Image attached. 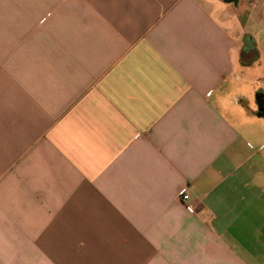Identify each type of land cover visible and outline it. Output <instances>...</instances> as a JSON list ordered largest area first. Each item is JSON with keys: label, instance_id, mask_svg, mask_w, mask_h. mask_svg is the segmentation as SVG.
Returning a JSON list of instances; mask_svg holds the SVG:
<instances>
[{"label": "crops", "instance_id": "obj_1", "mask_svg": "<svg viewBox=\"0 0 264 264\" xmlns=\"http://www.w3.org/2000/svg\"><path fill=\"white\" fill-rule=\"evenodd\" d=\"M0 264H264V0H0Z\"/></svg>", "mask_w": 264, "mask_h": 264}]
</instances>
